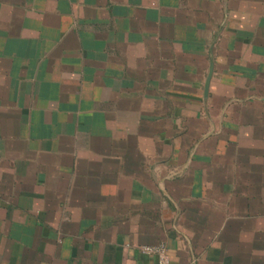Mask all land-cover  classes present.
<instances>
[{
  "label": "crops",
  "instance_id": "obj_1",
  "mask_svg": "<svg viewBox=\"0 0 264 264\" xmlns=\"http://www.w3.org/2000/svg\"><path fill=\"white\" fill-rule=\"evenodd\" d=\"M264 264V0H0V264Z\"/></svg>",
  "mask_w": 264,
  "mask_h": 264
},
{
  "label": "built area",
  "instance_id": "obj_2",
  "mask_svg": "<svg viewBox=\"0 0 264 264\" xmlns=\"http://www.w3.org/2000/svg\"><path fill=\"white\" fill-rule=\"evenodd\" d=\"M142 251L156 256V259L150 264H172L169 260L166 248L163 244L153 246H142Z\"/></svg>",
  "mask_w": 264,
  "mask_h": 264
}]
</instances>
